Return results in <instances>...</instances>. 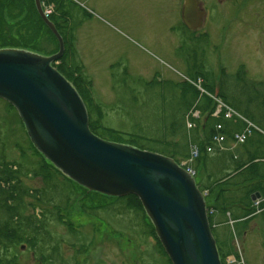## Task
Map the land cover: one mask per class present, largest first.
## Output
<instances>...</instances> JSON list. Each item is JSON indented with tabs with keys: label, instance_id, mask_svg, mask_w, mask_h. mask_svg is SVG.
<instances>
[{
	"label": "rangeland",
	"instance_id": "374dc122",
	"mask_svg": "<svg viewBox=\"0 0 264 264\" xmlns=\"http://www.w3.org/2000/svg\"><path fill=\"white\" fill-rule=\"evenodd\" d=\"M66 3L70 10L67 24L73 27L76 40L73 51L71 48L65 51L66 61L63 63H67L70 69L72 66L73 70L75 64L82 66L81 75L85 77L82 79L83 94L89 121H93L94 128L97 126L106 140H111V135H115L112 130L146 136L147 140L142 142L147 148L145 150L157 153L161 145L150 139L185 142L186 132L197 126L192 118L198 119L199 111L192 107L182 119L183 101L186 100L182 97V89L195 76L189 72L186 64L173 56L181 31L173 32L174 35L165 30V25L156 28L141 26L133 8L134 3L130 0H66ZM55 6L54 2V13ZM209 14L206 27L209 33L205 36L211 46L209 58L220 66L221 63L225 65L231 86L241 85L244 101L255 116L250 124L255 134L250 136L253 139L248 147L252 150L250 145L255 139L261 142L259 146L254 144L252 152L259 157L256 160L258 171L264 174V18L244 13L241 9L220 6L211 8ZM186 34L190 50L188 58L192 62L200 57V52L197 46L192 45L197 40L196 36L189 30ZM44 43L51 51L57 48L52 38H47ZM176 51L181 53L180 49ZM127 63L136 73L129 75L125 72ZM56 64L61 65L62 62L58 60ZM148 66L160 72L141 76L138 72ZM240 69L247 70L239 75L244 77L241 81L235 78ZM113 74L115 78L109 77ZM111 84L120 88L113 89ZM238 114L245 120L241 113ZM174 118L184 121L185 131L167 133ZM0 143L6 145L4 152L7 161H18L23 171L32 169L41 160L32 148L26 128L16 111L2 98ZM177 159L184 163L188 157L177 155ZM213 171L215 167L208 164L200 172L202 179L204 176V186H208V175ZM239 180L235 177L231 182ZM24 182L32 189L39 190L42 201L27 199L36 204L35 209L30 206L26 209L22 220L25 230L31 233V242L12 244L1 238L0 251L8 258L16 257L20 264H170L161 252L158 241L149 234L148 220L141 210L120 213L118 210L122 204L118 203L110 211L90 213L83 209V191L79 190L73 195L76 201L68 212L67 219L74 225L72 231L57 219L59 208L65 207V200H60V194L48 187L42 177L24 178ZM68 188L62 187L60 192H66ZM258 210L253 219L238 226H230L229 221L239 224L245 218L231 220V212L225 215L216 211L214 214V229L221 245H230L236 253L231 257L240 264H264V211ZM240 211L233 208L234 214ZM33 217L42 221V228L38 232H33L34 229L26 225L28 220L38 223ZM5 218L2 216L0 219ZM230 232L231 241L226 242ZM32 238L38 249H32ZM5 246L8 247L7 252Z\"/></svg>",
	"mask_w": 264,
	"mask_h": 264
},
{
	"label": "trees",
	"instance_id": "16d2710c",
	"mask_svg": "<svg viewBox=\"0 0 264 264\" xmlns=\"http://www.w3.org/2000/svg\"><path fill=\"white\" fill-rule=\"evenodd\" d=\"M53 2H55L56 5V13L50 15V20L56 25L65 41V51L69 48L73 51L76 39L73 27H69L67 24L70 17V10L68 9L66 0H53ZM47 38H52L56 43L57 48L54 51L46 47L44 42ZM8 48L48 56L59 51L58 39L41 18L35 0H0V49ZM65 58L66 55L64 53L59 60L62 64H56L57 61L53 65L73 84L85 104H87L85 95L83 94L85 90L83 89L82 79L85 77L81 75L82 66H80V64H75V70L72 69V66L70 69L67 63H63L66 61ZM235 78L239 81L242 79L244 80V77H240L239 75ZM197 79V77L193 78L194 81H197ZM203 79L208 83H203L205 89L208 91L207 93H201L196 86L190 83L185 84L182 89V97L186 99L183 101L185 107L183 106L184 112L182 119H185L186 113L191 110L192 107L196 108L200 113L199 120L192 118L193 122H197V126L193 130H186L187 132L184 135L185 142H182L184 140L169 141L166 138H155L150 139V141L158 146L161 145L158 153L173 158L179 164L181 161L177 159V155L187 158L189 157L190 149L193 145H197L200 148V157L194 163V169L196 171L195 178L201 191L208 192L206 197L208 210H214L212 214L209 213V219L213 234L217 241L221 261L224 263L228 257L236 253L233 248H230V245L229 247L221 245L218 233L214 229V214L216 211L224 213L225 215L231 212V220L236 219V217H238V219L245 218L244 221H238L239 224L235 223V226H238L246 224L247 221L253 219L258 214V209L264 208V203L256 206V201L253 199V196L256 198L260 197L261 199L264 198V174L258 171V162L256 160H258L259 157H257L254 151L252 152L255 148L254 144L259 146L261 142L255 139L251 145L249 144L252 148L251 150L248 147L249 141L253 139L252 137L250 138L251 134L248 137V139H250H247L245 143L240 145H234L233 143L235 133L249 128L250 125L248 121L252 123L254 116L251 109H249L244 101L241 85L233 87L231 83H229L228 78H221L220 89L216 91L215 79L212 76H204ZM210 95L217 96L224 100L227 105L241 113L246 121L238 117L231 119L225 118V110L219 115H214L217 109V102ZM10 106L12 105L10 104ZM13 109L16 111L14 107ZM16 113L20 118L17 111ZM201 119L202 121H200ZM179 120L181 119H173L168 127L167 133L177 134L185 129L184 121L182 120V122H180ZM21 122L24 125L22 120ZM90 122L92 132L106 139V136L98 130L97 126L94 128L93 121ZM218 125L221 126L220 129H218ZM112 131L115 135L109 136L111 138L110 141L147 149L144 143H142L147 140L146 136L129 135L118 130ZM218 135H223L225 137L222 144H217L215 141V137ZM31 144L36 154L41 157V160L37 162L38 165H35L32 169L23 171L21 163L18 161H7L4 152V147L6 145L0 143V218L2 216L6 217L5 220L0 219V242L2 240L1 238H4L12 244L31 242L29 238L31 233L25 230L22 225V220L25 218L24 214L26 209L29 206L35 209L36 204L33 200L29 202L27 199L33 198L38 201L42 200L39 197V190L29 187L24 182V178L42 177L48 187L60 194V200H65V207L59 208L57 219L59 222L66 224L70 230L73 231L74 225L67 218L72 203L76 201L73 195L76 194L77 191L82 190L81 197L82 201L85 202L83 204V209L87 212L97 214L95 212L97 210L110 211L112 207L115 208V205L118 203L122 204V207L118 210L120 213L128 210H141L144 217L148 220L149 234L158 241L161 252L168 259L169 263L172 264L156 233L154 224L136 195L114 197L100 192L90 191L63 174L52 162L44 157L32 142ZM17 147L20 146L18 145ZM209 147L212 148V151H208ZM19 149L22 150L21 148ZM24 155L25 153L23 152V156ZM208 164H212L215 167V171L208 175V186H204V176L202 179L200 172L202 173L203 168L206 169ZM235 177L240 178V180L239 182L232 183L231 180H234ZM256 177H260V179L257 180ZM59 178H62V180L59 181ZM247 183H249V185H244ZM67 186L72 187L68 188ZM62 187H66L68 190L66 192H60ZM88 201L90 202L89 204L87 203ZM233 208L241 210L240 213L234 214ZM38 217L40 216L38 215ZM38 217H33L38 223H33L32 220H28L29 223L26 224L32 230L34 229L33 232H38V230L42 228V221H40ZM231 237L232 233L230 232L226 242H230ZM31 245L33 250L38 249L34 238H32ZM5 247L7 252L8 247ZM44 260L46 261V258ZM49 260L48 258V261ZM0 264L20 263L17 261L16 257L8 258L7 255L0 251Z\"/></svg>",
	"mask_w": 264,
	"mask_h": 264
},
{
	"label": "water",
	"instance_id": "95a60500",
	"mask_svg": "<svg viewBox=\"0 0 264 264\" xmlns=\"http://www.w3.org/2000/svg\"><path fill=\"white\" fill-rule=\"evenodd\" d=\"M35 3L58 39L59 51L47 56L0 49V98L17 110L33 145L91 191L136 195L172 264H222L207 201L195 177L171 157L92 132L85 102L53 66L65 53V41L41 0ZM201 16L188 9L187 25L196 30Z\"/></svg>",
	"mask_w": 264,
	"mask_h": 264
},
{
	"label": "flooded vegetation",
	"instance_id": "af4514ba",
	"mask_svg": "<svg viewBox=\"0 0 264 264\" xmlns=\"http://www.w3.org/2000/svg\"><path fill=\"white\" fill-rule=\"evenodd\" d=\"M134 3L133 8L136 11V17H138V22L141 26L146 28H156L165 25V30L169 34H174L173 32L181 31L178 46L176 50L180 49V54L175 50L173 56L181 61L183 64L187 65V69L192 75L197 77V81L189 80V82L201 92L207 93L203 83L205 80L204 76H212L215 79L216 91H219L220 79L227 77V68L221 63V66L217 61H211L209 54L211 51V46L208 44L209 31L206 27L209 23L211 8L224 7V8H234L241 9L244 13L253 14L256 16H261L264 18V0H130ZM191 10L192 12H198L202 14L201 16V26L196 30L191 29L185 20L186 11ZM89 15V14H88ZM187 30H189L197 40L192 44L198 47L200 52V57L194 61L189 62L188 58V38L186 37ZM176 35V34H174ZM128 68L125 72L129 75L136 73L131 70L130 63H127ZM151 66L145 67L138 73L141 76L154 75L160 72L159 69L149 68ZM149 68V69H148ZM246 69H240L238 75L245 72ZM247 71V70H246ZM113 75H109V77ZM194 77V78H195ZM186 83V84H187ZM199 83V85H198ZM206 83V82H205ZM208 84V83H206ZM111 88H120L111 84Z\"/></svg>",
	"mask_w": 264,
	"mask_h": 264
},
{
	"label": "built area",
	"instance_id": "2783aa9c",
	"mask_svg": "<svg viewBox=\"0 0 264 264\" xmlns=\"http://www.w3.org/2000/svg\"><path fill=\"white\" fill-rule=\"evenodd\" d=\"M43 3L45 5V12L47 15H50L52 12H53V4H51L49 2V0H43ZM217 103H218V108H217V111L215 113V115H218L219 113H222L223 110H225V114L224 116L226 118H233L235 116H239L240 115L238 113H236L235 110H233L231 107H229L226 103H224L223 101L221 100H217ZM250 125V124H249ZM218 129L221 128L220 125L217 126ZM252 134V130H251V126L247 129H245L244 131H241V132H236L235 135H234V141L237 143V144H242V143H245L248 139V137ZM225 140V137L223 135H218L215 137V141L217 142V144H222V142ZM208 151H212V148L209 147L208 148ZM200 154H201V151H200V148L196 145H193L191 147V151H190V157L189 159L184 162L183 164L185 166H187V170L191 173V174H195V171L193 170L191 164L200 157ZM207 194V193H206ZM261 203H264V198L263 199H260L256 202V205L259 206ZM226 264H239V262L234 259V258H229L226 262Z\"/></svg>",
	"mask_w": 264,
	"mask_h": 264
}]
</instances>
